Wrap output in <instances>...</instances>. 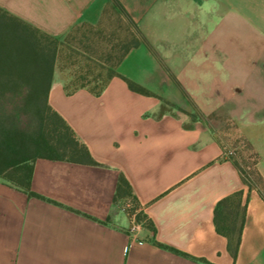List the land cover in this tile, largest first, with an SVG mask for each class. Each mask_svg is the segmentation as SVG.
Instances as JSON below:
<instances>
[{
  "label": "crops",
  "instance_id": "obj_1",
  "mask_svg": "<svg viewBox=\"0 0 264 264\" xmlns=\"http://www.w3.org/2000/svg\"><path fill=\"white\" fill-rule=\"evenodd\" d=\"M0 8L55 37L113 9L149 43L131 47L99 93L69 91L55 64L49 103L98 164L37 158L38 196L0 179V264H264V199L204 120L179 111L199 87H226L245 60L261 57L264 0H0ZM258 140L264 178V133ZM120 174L153 228L132 229L130 200H115ZM236 191L246 211L233 257L215 207Z\"/></svg>",
  "mask_w": 264,
  "mask_h": 264
},
{
  "label": "trees",
  "instance_id": "obj_2",
  "mask_svg": "<svg viewBox=\"0 0 264 264\" xmlns=\"http://www.w3.org/2000/svg\"><path fill=\"white\" fill-rule=\"evenodd\" d=\"M129 22L134 26L132 41L109 70L107 80L120 75L115 67L131 47L140 43L149 45L136 23L131 19ZM59 40L60 37L45 33L0 8V179L30 196H38L31 183L34 161L39 157L98 164L86 144L77 138L68 122L49 103ZM125 79L131 89L153 94L135 81ZM107 80L93 91L99 93ZM66 87L70 91L69 83ZM240 171L244 182L253 187ZM258 191L264 199V189ZM127 199L132 202L131 206L125 207L127 214L130 217L135 214L137 222L153 228L130 181L120 174L115 200ZM245 211L242 191L222 198L215 207L216 228L227 237L233 257L237 256L241 243ZM200 260L208 263L205 259Z\"/></svg>",
  "mask_w": 264,
  "mask_h": 264
},
{
  "label": "rangeland",
  "instance_id": "obj_3",
  "mask_svg": "<svg viewBox=\"0 0 264 264\" xmlns=\"http://www.w3.org/2000/svg\"><path fill=\"white\" fill-rule=\"evenodd\" d=\"M117 12L110 10L109 15L95 25L77 24L60 37L56 65L71 87L86 84L99 88L125 46L132 41L134 26ZM244 62L247 68L243 76L237 72L226 77V87H199L194 100L189 99V108L179 111L190 118L204 120L246 180L253 187L264 189L256 145L260 134L264 133V53L260 58Z\"/></svg>",
  "mask_w": 264,
  "mask_h": 264
},
{
  "label": "built area",
  "instance_id": "obj_4",
  "mask_svg": "<svg viewBox=\"0 0 264 264\" xmlns=\"http://www.w3.org/2000/svg\"><path fill=\"white\" fill-rule=\"evenodd\" d=\"M134 220H135V214H134ZM140 225V222H137L136 220L134 221L133 225H132V229L135 230L138 226Z\"/></svg>",
  "mask_w": 264,
  "mask_h": 264
}]
</instances>
